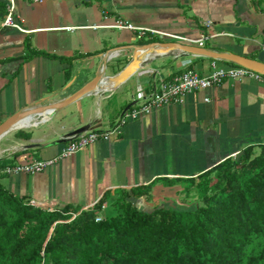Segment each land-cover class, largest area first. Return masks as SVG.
<instances>
[{
	"label": "crops",
	"instance_id": "crops-1",
	"mask_svg": "<svg viewBox=\"0 0 264 264\" xmlns=\"http://www.w3.org/2000/svg\"><path fill=\"white\" fill-rule=\"evenodd\" d=\"M16 18L23 31L1 27L0 19V125L46 99L51 103L65 99L101 73L104 65L107 76L117 75L132 60L134 45H189L175 37L207 36L211 38L204 48L264 62V0H18ZM117 20L157 34L148 32L140 38L135 31L113 28ZM208 21L213 28L205 25ZM27 41L33 51L49 56L25 61ZM175 51L153 52L149 64L115 88L85 96L46 118L34 116L30 126L14 128L0 139V160L17 165L57 157L69 143L67 135L87 126L86 131L112 128L128 107L150 95L162 76L172 80L187 70L211 72L214 59L178 56ZM260 144L264 83L254 76L227 79L221 86L188 94L183 104L129 122L114 139L97 141L41 173L2 174L0 185L53 211L69 205L96 209L108 194L99 211L105 216L120 190L151 211L156 202L163 206L170 203L167 198L181 196L186 180ZM148 186L153 187L150 195L133 192Z\"/></svg>",
	"mask_w": 264,
	"mask_h": 264
},
{
	"label": "trees",
	"instance_id": "trees-1",
	"mask_svg": "<svg viewBox=\"0 0 264 264\" xmlns=\"http://www.w3.org/2000/svg\"><path fill=\"white\" fill-rule=\"evenodd\" d=\"M7 6L0 0L1 20ZM39 55L49 56L27 41L23 59ZM11 163L1 159L0 170ZM199 178L204 196L195 209L146 211L120 190L115 213L101 221L108 194L96 209L53 211L0 185V264H264V144ZM185 182L186 192L196 185L195 178ZM152 188L133 192L150 195Z\"/></svg>",
	"mask_w": 264,
	"mask_h": 264
},
{
	"label": "built area",
	"instance_id": "built-area-1",
	"mask_svg": "<svg viewBox=\"0 0 264 264\" xmlns=\"http://www.w3.org/2000/svg\"><path fill=\"white\" fill-rule=\"evenodd\" d=\"M6 1L8 5V12L5 18L2 20L1 27H10L23 31L22 26L16 18L18 0ZM28 1L38 3L45 0ZM205 25L209 28H213L214 23L212 21H208L205 23ZM112 27L119 30L135 31L138 33L140 38L145 37L148 32L157 34L156 31L138 28L123 20H117L116 24ZM175 38L179 40L181 39L182 41L187 42L189 45L204 47L205 42L211 37L203 36L199 40L191 38ZM117 52V50L110 52L108 57L110 55L116 54ZM211 69V72L205 75H201L195 70H187L182 75L177 76L172 80H167L164 76H162L160 81L155 83L150 95L146 97L142 103L126 110L112 128L108 130L85 131L82 133L69 134L65 137V139L69 141L68 145L57 157L47 160H33L24 164L9 165L1 169L0 173L9 176H19L22 174L36 175L41 173L55 166L60 161L77 154L83 149H86L97 141H110L114 139L116 135L122 132L123 127L129 122L135 121L143 115L151 114L156 109L173 104H183L188 94L221 86L227 79L240 81L249 76H254L259 81L264 83L263 74L257 73L243 66H222L219 63V60L214 59L211 62ZM239 154L240 153L235 156L233 155L234 158H236ZM31 204L36 206L33 201H31ZM97 220L101 221L102 218L99 217Z\"/></svg>",
	"mask_w": 264,
	"mask_h": 264
},
{
	"label": "water",
	"instance_id": "water-1",
	"mask_svg": "<svg viewBox=\"0 0 264 264\" xmlns=\"http://www.w3.org/2000/svg\"><path fill=\"white\" fill-rule=\"evenodd\" d=\"M167 48L175 49V54L178 56L193 54L216 60L229 61L264 75L263 61L254 60L237 53H223L215 49L191 46L179 42H157L146 45H134L130 48L133 54L132 60L120 73L115 76H107V66L104 65L101 73H98L94 79L67 96L65 99L53 103L46 99L42 104H39L36 107H31L17 112L0 125V139L14 128H17L24 120L29 118L32 119L34 116L44 118L45 116L54 113L57 109L66 107L85 96L99 95L107 90L115 88L137 73L139 69L149 64L151 61V57L149 55L151 53L158 52L160 54L162 49ZM175 54L167 52V56L169 57H173ZM159 56L160 55H157V57ZM71 84L72 83H70L65 90H68ZM128 109H130V107H128ZM86 130H89L88 126L83 127L76 133H82Z\"/></svg>",
	"mask_w": 264,
	"mask_h": 264
},
{
	"label": "rangeland",
	"instance_id": "rangeland-1",
	"mask_svg": "<svg viewBox=\"0 0 264 264\" xmlns=\"http://www.w3.org/2000/svg\"><path fill=\"white\" fill-rule=\"evenodd\" d=\"M244 151H242L243 153ZM256 154H260L261 153V149L258 148L255 151ZM239 156V155H238ZM238 156L236 158H233L234 160L238 159ZM201 178H197L196 179V185L194 188H192V190L189 192V190L186 192L185 190H183L182 195L181 196H177L174 197V199L172 198H167L168 201L170 202L169 204L164 203L165 205L163 206H168V207H172V208H186V209H195L198 204L202 203L203 200V191L201 189ZM200 184V186H199ZM184 187L185 189V185L182 186V188ZM117 199H120L117 197ZM116 201V199H114L112 202L114 203ZM112 203H110V207H108V209L106 210L105 216L104 215H100V218H105L107 215L113 214L115 213V211L113 210V205H111ZM157 204V205H156ZM148 205V204H147ZM161 207L160 204H158V202H156L154 204V206L152 205L151 208H158Z\"/></svg>",
	"mask_w": 264,
	"mask_h": 264
},
{
	"label": "bare ground",
	"instance_id": "bare-ground-1",
	"mask_svg": "<svg viewBox=\"0 0 264 264\" xmlns=\"http://www.w3.org/2000/svg\"><path fill=\"white\" fill-rule=\"evenodd\" d=\"M46 118V117H45ZM34 119V118H33ZM35 123V122H34ZM32 124V119L24 120L18 127L30 126ZM16 130V129H15Z\"/></svg>",
	"mask_w": 264,
	"mask_h": 264
}]
</instances>
